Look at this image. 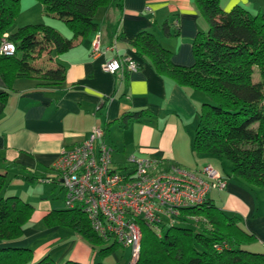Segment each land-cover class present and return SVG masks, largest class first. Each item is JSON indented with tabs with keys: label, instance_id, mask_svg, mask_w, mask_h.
Returning a JSON list of instances; mask_svg holds the SVG:
<instances>
[{
	"label": "crops",
	"instance_id": "crops-1",
	"mask_svg": "<svg viewBox=\"0 0 264 264\" xmlns=\"http://www.w3.org/2000/svg\"><path fill=\"white\" fill-rule=\"evenodd\" d=\"M218 1L226 11L234 6H242L251 13L264 9V0ZM27 6L25 14L29 15V21L49 24L64 36H71L63 21L39 20L40 16L53 18L43 13L40 2L29 0ZM94 20L96 27L72 48L52 52L53 62L64 66L62 82L39 83L24 76L7 82L0 72V172L4 173L5 182L10 176L13 180L20 179L21 184L25 180L38 182L41 177H53L51 164L60 150L84 141L92 128L97 127L104 130L103 139L112 148V163L113 156L122 159L124 164L118 168L128 167L126 158L130 155L157 160L160 171H168L173 165L183 169L213 166L225 178L226 186L211 190L207 198L229 216H236L255 235L256 239L249 244L251 249L264 251V192L251 188L231 172L222 174L214 164L222 163L220 160L194 151L196 111L203 101L200 93L159 74L132 45L135 34L149 31L171 52L173 63L192 65L194 37L208 27L194 0H114L111 5L99 8ZM165 23L170 34L162 29ZM97 38L99 49L93 52L92 44ZM125 55L137 61L136 71L103 70L105 61ZM130 114L134 115L129 120L123 119ZM48 184L52 185L51 191L57 185V195L64 198L59 183ZM4 195L22 200L20 193L8 189ZM44 209L35 210L33 206L15 246L31 248L33 261L46 255L58 263L101 261L96 260V255L101 256L97 249L69 227L60 225L67 231L53 235L58 231L57 225L47 226L43 219L55 209ZM33 221H41L43 227L32 226Z\"/></svg>",
	"mask_w": 264,
	"mask_h": 264
},
{
	"label": "trees",
	"instance_id": "trees-1",
	"mask_svg": "<svg viewBox=\"0 0 264 264\" xmlns=\"http://www.w3.org/2000/svg\"><path fill=\"white\" fill-rule=\"evenodd\" d=\"M19 1L0 0V42L7 35L15 45L13 55L0 56L1 75L7 82L24 76L52 84L64 79V66L53 62L52 52L72 48L96 27L97 10L114 2L37 0L46 16L63 21L71 30L67 37L45 23L11 30L20 11ZM194 3L208 27L194 37L192 65L173 63L171 52L149 31L135 34L132 45L159 74L203 94L196 111L194 151L228 161L232 175L264 192V11L251 13L242 6L226 11L218 0ZM162 29L170 34L166 23ZM255 72L257 79L253 77ZM133 115H124L123 119L129 120ZM5 186V175L0 172V264H79L58 263L48 255L33 261L31 248L14 245L33 206L18 196H4ZM43 221L47 226L61 225L74 230L101 256L118 245L114 241L102 246L105 241L76 209L51 210ZM141 224V249L134 264H264V251L249 247L255 235L236 216H229L207 197L200 204L180 208V214L167 227L161 225L159 233Z\"/></svg>",
	"mask_w": 264,
	"mask_h": 264
},
{
	"label": "built area",
	"instance_id": "built-area-1",
	"mask_svg": "<svg viewBox=\"0 0 264 264\" xmlns=\"http://www.w3.org/2000/svg\"><path fill=\"white\" fill-rule=\"evenodd\" d=\"M6 37L0 42V56L15 53L14 43ZM92 45L97 52L98 38ZM102 68L110 73L132 72L139 64L125 55L105 61ZM103 137L104 130L93 127L84 141L62 148L51 164L54 176L44 181L59 183L65 208L82 212L104 241L112 238L118 245L130 247L134 259L140 248L141 223L159 233L161 225H169L180 214V208L200 204L212 189L226 186L209 164L198 169L173 165L160 171L157 160L130 155L128 167L116 168L112 148Z\"/></svg>",
	"mask_w": 264,
	"mask_h": 264
},
{
	"label": "rangeland",
	"instance_id": "rangeland-1",
	"mask_svg": "<svg viewBox=\"0 0 264 264\" xmlns=\"http://www.w3.org/2000/svg\"><path fill=\"white\" fill-rule=\"evenodd\" d=\"M27 3H29V0H20V11H19V15L17 16L15 22L13 23V25L11 26V29L14 30L17 27H20L19 24H28L25 22H32L30 24H36L34 23L35 21H29L31 19H27L29 15H26V11L28 10V6ZM31 7V6H30ZM264 11V9H262L260 12ZM42 14V13H40ZM41 19H53L55 21H60L57 20L55 18H48L45 16H40L39 20ZM38 23H40L39 21H37ZM61 23H63L62 21H60ZM42 23V22H41ZM254 79L259 78L258 72L254 73ZM200 93V92H198ZM202 99H204V96L202 93H200ZM113 162L112 165L116 168L120 167L121 164H124L122 159L118 156H113ZM222 161V163H218L215 162V166L218 167V170L225 175L230 174V163L224 159H220ZM127 166L128 163H127ZM19 179V178H18ZM7 185L6 187L3 189L2 194L4 195V193H6V189H8V191L10 192H17L21 194V198L23 201L25 202H29L34 206L35 210H39V209H44V208H64V202L63 199L61 198V196L57 195L58 191H59V187L56 185V188L54 189V191H51V187L52 185H49L48 182L45 184L46 181H44V178H40L37 179L38 182H34V181H27L25 180L23 184L19 183L21 182V180H17V178L15 180H13V178H7ZM59 185V184H58ZM6 196V195H4ZM57 196V197H55ZM45 210V209H44ZM192 220L197 221L198 217H191ZM29 221V220H28ZM27 221V222H28ZM164 222L166 223L167 221L164 220ZM32 226L35 225L36 228L40 229L43 227L41 221L39 222H35L33 221ZM142 225V224H141ZM28 227V225L26 226ZM164 227H167V225H165ZM56 229H58V231H56V233H53V235L56 234H63V231H67L66 227H61L60 225L56 226ZM27 232V230H26ZM141 236H142V232H141ZM51 237V235H50ZM113 243V239L111 238L109 241H105L103 242L102 246H106L108 244ZM32 247V246H31ZM140 247H141V240H140ZM141 248H139L140 250ZM139 253V252H138ZM138 256V255H137ZM99 258H101V261L106 262L107 264H134L135 259L132 258L131 256V248L128 246H123V245H117L114 247V249L112 250V252H109L108 254L104 255V256H98L96 255V260H98Z\"/></svg>",
	"mask_w": 264,
	"mask_h": 264
}]
</instances>
